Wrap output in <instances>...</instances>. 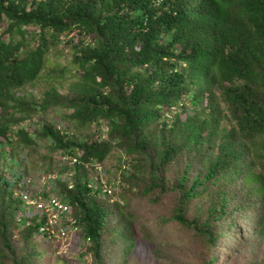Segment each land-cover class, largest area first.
I'll list each match as a JSON object with an SVG mask.
<instances>
[{"label": "trees", "instance_id": "1", "mask_svg": "<svg viewBox=\"0 0 264 264\" xmlns=\"http://www.w3.org/2000/svg\"><path fill=\"white\" fill-rule=\"evenodd\" d=\"M40 146L92 264H127L137 239L170 264L185 241L200 264L230 235L224 261L264 247V0H0V168ZM114 150L118 171H98ZM5 176L0 264H32L45 224Z\"/></svg>", "mask_w": 264, "mask_h": 264}, {"label": "rangeland", "instance_id": "2", "mask_svg": "<svg viewBox=\"0 0 264 264\" xmlns=\"http://www.w3.org/2000/svg\"><path fill=\"white\" fill-rule=\"evenodd\" d=\"M44 83L41 81L35 88L29 89L32 93L38 92L44 89ZM180 109H173L171 112L166 113L167 116L173 120L176 113H180ZM185 113L183 114V117ZM56 122V119H55ZM61 124V122L59 123ZM46 149L41 146L35 153H31L28 150H22L19 152H12L10 154L11 159H16L20 161L23 170L25 173L30 174V177L33 179V183L31 184L28 191L31 189L33 192H42L46 187H43V183H41V178L47 177V173H50L46 169V161L44 160V156L46 155ZM59 157L60 155L53 156V165L56 167L59 166ZM121 153L118 150H114L106 160L104 165H100L97 168L102 169L104 173L110 174L111 171H118L119 164L121 163ZM47 164L49 161L47 159ZM1 171L6 170L5 165H1ZM7 171V170H6ZM111 177V176H110ZM123 192L122 188L120 189ZM124 193V192H123ZM131 207L130 204H127V209ZM132 208V207H131ZM118 218V217H117ZM114 218V219H117ZM111 222V221H110ZM109 222V223H110ZM113 222V221H112ZM109 225H112L110 223ZM253 225H249L251 228ZM113 226H109V229L112 231ZM16 242L19 246L17 247L18 251L23 250L24 243L20 236L15 237ZM183 239V238H182ZM184 240V239H183ZM185 241V240H184ZM223 244L222 251L216 252L214 257L216 259L215 264H255V258L258 256L261 260H264V247L258 249V246L252 245V243L248 246L242 247V249L238 252L237 255H231L226 261L225 255L226 252L230 253V250L233 249L234 246V237L230 235L227 240H220ZM186 242V241H185ZM175 244V248L173 253H165L166 255H170L175 258L177 264H200V254L195 246L186 244ZM255 243V242H254ZM61 244V245H60ZM110 244V243H109ZM256 244V243H255ZM91 244H84L83 241H80V238H76V236H70L64 243H51L44 238L37 236L33 238L31 241V250L34 253V258L32 264H92L93 259L91 253L88 251ZM216 249V248H215ZM157 250L156 246L152 243H146L141 239H137L136 247L132 251V254L128 257L127 264H170V262L166 260L160 261L154 258L153 252ZM159 254L162 256L164 250H158ZM28 256V255H27ZM203 257V256H202ZM123 264L124 262H119Z\"/></svg>", "mask_w": 264, "mask_h": 264}, {"label": "clouds", "instance_id": "3", "mask_svg": "<svg viewBox=\"0 0 264 264\" xmlns=\"http://www.w3.org/2000/svg\"><path fill=\"white\" fill-rule=\"evenodd\" d=\"M196 2V0H195ZM181 50V48H180ZM181 66L184 68L186 67V64L180 63ZM187 105V102H186ZM187 108V106H186ZM184 109V108H183ZM29 120H27L25 123H27ZM30 122V121H29ZM28 122V123H29ZM27 123V124H28ZM22 150L26 149H18L16 152H21ZM15 151L11 148L6 149V158L1 162L2 165H5L6 167L9 166L10 169H7V171H2L6 175L5 177L9 178L11 182H19V185L17 187L18 193H21L23 195L24 204L27 209L26 217L31 219L32 221L35 220L38 224H45V226H42L40 229V237L44 238L45 233H49L50 235L56 236V243L66 241L71 235L76 236V238H79L77 236V232L74 233V229L68 228L69 225L66 224L68 222L71 226L75 224V218L73 216V209L71 205L66 204L62 199H60L55 190L51 189V182L59 180V177L57 174H46L47 177L41 178V183H43V187H46L49 183V185L42 191V192H33L32 189L29 192L28 189L30 188L31 184L33 183V179L30 177V174L25 173V171L22 168V165L20 164V161L13 159L19 163L20 167H13L9 165L10 160V154ZM63 162H68L70 165L80 164L78 159L75 157H64ZM105 164V163H104ZM103 164V165H104ZM100 165H97L98 167ZM98 171H102V169L96 168ZM127 170V169H126ZM126 170L123 172V174L126 172ZM113 173V170L111 171ZM120 181H123L122 179V173H120ZM119 181V182H120ZM99 182V181H98ZM100 182L102 183L101 186L103 188V193H108L109 195H112V191L110 187L105 183L104 179L101 178ZM94 186V185H93ZM70 188H73V185L69 184ZM121 189V187L119 188ZM53 200H56L60 203V205L63 206V208H66L65 210L58 211V220L57 223L54 225H51L49 223V219H52L51 216L46 213L45 206L50 204ZM40 205H42L40 207ZM49 230H47V229ZM73 228V227H72ZM42 229L47 230V232L43 231ZM63 232H66V237L62 238L61 235ZM61 245V244H60Z\"/></svg>", "mask_w": 264, "mask_h": 264}, {"label": "built area", "instance_id": "4", "mask_svg": "<svg viewBox=\"0 0 264 264\" xmlns=\"http://www.w3.org/2000/svg\"><path fill=\"white\" fill-rule=\"evenodd\" d=\"M41 206L42 205H40V207ZM44 208H45L46 213H48L51 216V218H52V219H49V223L51 225H54L55 223H57V220H58L57 219L58 218L57 212L58 211H61L62 209L63 210L66 209V208H63V206L60 205V203L58 201H56V200H53L50 204H48ZM42 230L45 231V232H47V230H49V229H47V230L42 229ZM73 232L76 233L77 232V229H74ZM66 235H67V233L66 232H63L62 235H61V237L64 238V237H66Z\"/></svg>", "mask_w": 264, "mask_h": 264}]
</instances>
